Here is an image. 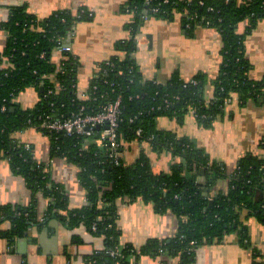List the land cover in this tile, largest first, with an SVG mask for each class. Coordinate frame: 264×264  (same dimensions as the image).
<instances>
[{
    "label": "trees",
    "instance_id": "obj_1",
    "mask_svg": "<svg viewBox=\"0 0 264 264\" xmlns=\"http://www.w3.org/2000/svg\"><path fill=\"white\" fill-rule=\"evenodd\" d=\"M146 1L131 0L135 17L127 25L129 35L115 44L116 54L109 58L114 66L90 80L87 99L77 96L78 57L74 52L55 53L56 46L69 38L79 21L91 18L86 8L38 17L25 5L14 6L8 20L1 23L8 40L0 51V160L8 159L12 171L24 176L34 198L27 206L2 207L0 223L11 222V227L0 231L3 236L14 240L28 234L32 226L42 227L57 218L71 230L85 226L103 238L107 248L117 250L115 256L95 252L90 256L94 264H131L128 255L132 253L136 258L143 254L179 256L182 264H189L200 244L222 242L227 234L236 232L249 244L247 218L255 216L264 223V156L248 153L228 174L224 163L211 159L188 137H179L158 124L160 117L181 123L196 107L197 120L211 126L224 112L227 97L236 96L244 104L264 95V81L249 77L246 57V38L264 19V0ZM153 7L159 10L154 12ZM176 14L192 27H213L221 33L223 63L212 81V99H206L204 74L196 77V83H186L178 75L166 83L146 80L133 54L138 51L134 37L144 18L173 19ZM29 87L38 91L39 101L32 108H24L18 96ZM118 98L122 110L118 126L122 146L118 151L135 140L152 138L149 143L153 150L168 149L174 156L168 171L154 166L145 152L134 162L125 157L116 162L107 141L98 142L99 131L87 137L39 127L49 115L67 117L82 108L93 113ZM30 127L50 137L53 156H62L80 168L78 177L86 191V205L70 208L65 186L45 170L46 162L38 161L33 148L24 146L17 135ZM139 128L141 135L137 134ZM201 175L204 182L199 180ZM227 177L230 181L225 192H211L220 179ZM39 192L47 199L53 197L43 221L38 220ZM120 198H141L160 213L172 211L179 218L178 233L170 240L152 238L139 248L130 243L122 246L117 222ZM94 224L97 230H92ZM253 257V264H264L263 251L254 248Z\"/></svg>",
    "mask_w": 264,
    "mask_h": 264
},
{
    "label": "crops",
    "instance_id": "obj_2",
    "mask_svg": "<svg viewBox=\"0 0 264 264\" xmlns=\"http://www.w3.org/2000/svg\"><path fill=\"white\" fill-rule=\"evenodd\" d=\"M131 0H0V51L7 44L8 33L1 26L8 20L11 8L25 5L28 12L47 17L57 11H76L86 8L93 12L91 18L79 21L71 40L74 54L79 60L78 86L89 87L97 65L116 54L115 44L129 35L127 25L134 21ZM141 46L136 60L146 80L166 83L178 75L191 81L200 74L207 78L206 99H212V81L218 76L223 63V41L217 28L187 25L183 16L173 19L147 16L138 32ZM246 57L249 61V77L264 81V19L260 20L246 38ZM24 108H32L39 101L38 91L29 87L19 95ZM159 127L188 137L203 149L211 159L224 163L228 174L234 172L239 160L248 153L264 156V95L240 104L238 98L226 104L224 112L211 126H205L188 113L181 123L175 119L160 117ZM19 139L33 146L35 157L48 164L55 181L62 183L69 196L70 208H80L88 203L75 164L62 156H53L50 137L28 128L18 133ZM124 150L128 162L137 160L145 152L154 166L168 171L174 156L168 149L155 151L150 143L135 140ZM199 180L204 182L201 175ZM229 177L220 179L213 191L225 192ZM32 191L21 174L12 171L10 162L0 160V215L6 204L27 206L33 200ZM38 214L44 215L48 199L38 193ZM117 222L121 230L120 243L137 248L150 239L170 240L179 229V218L172 211L160 213L151 202L139 198H120L117 202ZM1 217V216H0ZM250 243H244L238 233L227 234L222 242L202 244L195 249L189 264H253L254 248L264 252V223L255 216L246 219ZM11 227L10 221L0 223V231ZM247 242V241H246ZM105 241L81 225L74 230L57 218L42 227L34 225L28 234L14 240L0 232V264H94L90 261ZM131 264H182L179 256H153L143 254L139 258L128 255ZM119 264V263H118Z\"/></svg>",
    "mask_w": 264,
    "mask_h": 264
},
{
    "label": "built area",
    "instance_id": "obj_3",
    "mask_svg": "<svg viewBox=\"0 0 264 264\" xmlns=\"http://www.w3.org/2000/svg\"><path fill=\"white\" fill-rule=\"evenodd\" d=\"M168 1V0H166ZM148 4L152 2V0L146 1ZM152 10L154 12H157L159 10L158 7H153ZM77 11V10H76ZM75 11V12H76ZM88 15L90 17L93 16V12L91 10L88 11ZM81 16V13L79 14ZM188 26L190 24H187ZM74 35V31L71 33L69 38L64 42H59V44L55 48V53L62 54L64 52H73L71 40ZM135 41L137 44V47L141 46V41L139 38V34H135ZM134 56L136 55V52L133 53ZM42 57L45 56L44 53L41 54ZM108 66H114V62L107 59L101 61L97 65V70L94 76H98L99 72L106 71V68ZM60 66H58L59 68ZM196 78L192 79L191 81H186V83H196ZM87 89L79 88L77 91V96L80 99H87L89 96V93L87 92ZM236 96L227 97L225 99V103L228 104L232 102L233 99H235ZM5 109V106L3 107ZM84 108H82L77 113H72L70 116L67 117H57L52 118L51 115L47 116V118L42 121L39 125L40 128L44 130H48L50 132L52 131H63L67 134H80L87 137H91L96 134L97 131L100 132L101 138L98 140L99 143H101L103 140H106V146L108 150L110 151V156L113 157L116 162L122 157H124V150L118 151V149L122 146V142L118 139L119 137V131L118 126L121 119V98H118L112 102H109L101 107V110H98L97 112L88 113L83 111ZM191 114H193L196 117V107H193L190 111ZM32 128V127H30ZM23 131V130H21ZM19 131V132H21ZM18 132V133H19ZM142 129L139 128L137 130V134L141 135ZM152 138L147 139L145 142H150ZM24 146L31 150L33 148L32 144L29 142H24ZM9 161L8 159H6ZM77 168V172H79L80 168L75 165ZM48 172V164L46 163V169ZM80 180V179H79ZM41 193V192H39ZM68 193V192H67ZM53 201V197L50 196L48 198V203ZM46 213L42 216L38 215V220L43 221L45 220ZM92 230H97L96 224L92 225ZM195 242L192 241V244ZM98 251H105L107 254H110L112 256H115L117 254V250L113 248H107V246H104L102 249H97Z\"/></svg>",
    "mask_w": 264,
    "mask_h": 264
},
{
    "label": "rangeland",
    "instance_id": "obj_4",
    "mask_svg": "<svg viewBox=\"0 0 264 264\" xmlns=\"http://www.w3.org/2000/svg\"><path fill=\"white\" fill-rule=\"evenodd\" d=\"M18 98H19V96H18ZM203 244H204V243H203ZM200 245H202V244H200ZM200 245H199V246H200Z\"/></svg>",
    "mask_w": 264,
    "mask_h": 264
},
{
    "label": "water",
    "instance_id": "obj_5",
    "mask_svg": "<svg viewBox=\"0 0 264 264\" xmlns=\"http://www.w3.org/2000/svg\"><path fill=\"white\" fill-rule=\"evenodd\" d=\"M43 88V87H42ZM42 88H41V90H42Z\"/></svg>",
    "mask_w": 264,
    "mask_h": 264
}]
</instances>
